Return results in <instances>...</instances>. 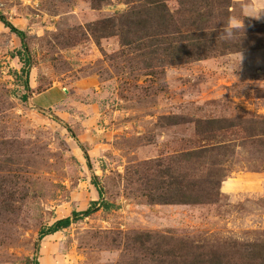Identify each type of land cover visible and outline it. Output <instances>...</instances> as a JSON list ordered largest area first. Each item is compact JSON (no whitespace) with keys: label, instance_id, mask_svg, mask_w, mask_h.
I'll list each match as a JSON object with an SVG mask.
<instances>
[{"label":"rangeland","instance_id":"374dc122","mask_svg":"<svg viewBox=\"0 0 264 264\" xmlns=\"http://www.w3.org/2000/svg\"><path fill=\"white\" fill-rule=\"evenodd\" d=\"M215 1L201 6L227 14L211 22L215 43L244 49L169 64L97 31L124 0H0L24 33L0 23V264H98L103 249L117 264H180L184 245L252 264L251 244L264 246V17L221 39L251 2ZM167 37L161 48L183 39ZM179 186L202 202L166 200Z\"/></svg>","mask_w":264,"mask_h":264},{"label":"trees","instance_id":"16d2710c","mask_svg":"<svg viewBox=\"0 0 264 264\" xmlns=\"http://www.w3.org/2000/svg\"><path fill=\"white\" fill-rule=\"evenodd\" d=\"M91 1L97 6L108 0ZM124 1L127 4H131L129 9L125 13L115 16L113 19H103L98 21L94 24L97 31H107L110 28L113 33H117L119 31L117 34L121 38V43L125 46L137 44L135 46L139 47V49L153 46L149 52L156 53L160 51L169 64L200 60L201 58L206 57L209 52L224 54L226 50L238 52L244 49L243 45L232 44L230 46L226 42H221L222 44L215 43L218 40L220 33L212 30L211 22L221 16H224L227 19V14L219 13L215 15L211 12V10L201 12V6L206 2V0H177L178 8L175 12L170 11L166 3L167 0ZM215 3L217 4L216 8L219 10H222L223 7L225 8L230 6V1L225 5H223L220 0L215 1ZM0 23L11 32L15 33L20 40H24V33L10 23L1 13ZM173 35L179 36L183 39L174 46H171V43L168 44L169 42L166 43L164 48L159 46V43L168 39L167 36L172 38ZM143 38H149L148 42L143 43ZM25 86L29 88L27 81ZM23 99H26V97L24 96ZM195 154H197L196 151L189 152L186 154V157L194 158ZM92 184L95 186L98 195L102 196V189L96 179H94ZM177 188L179 190V198L166 200H171V202H202L200 197H193L191 199L187 198L188 195H186L184 191L186 189L180 186ZM92 205L94 207L96 205L108 209L111 206V203L100 200L92 201L91 206ZM90 211L91 207H89L85 212L81 213L74 211L71 217L56 220L52 225L41 231L40 237L54 234L57 231L68 227L72 221L88 215ZM261 246L263 248H261ZM197 247L198 246L193 248L184 245L183 248L187 249L189 255L187 257H183L179 254L178 256L180 259L182 258L180 260V264H238L237 259L235 257H229L227 253H221L219 250L202 251L197 249ZM248 254L250 257V263L264 264V246L262 244H251V250Z\"/></svg>","mask_w":264,"mask_h":264},{"label":"clouds","instance_id":"9594fccd","mask_svg":"<svg viewBox=\"0 0 264 264\" xmlns=\"http://www.w3.org/2000/svg\"><path fill=\"white\" fill-rule=\"evenodd\" d=\"M245 17L261 19L264 17V3H252L243 6L241 16H229L227 23L223 27L221 39L230 40L237 34L238 30L244 28ZM120 253L114 249H103L98 253V264H117Z\"/></svg>","mask_w":264,"mask_h":264},{"label":"crops","instance_id":"0c3cea01","mask_svg":"<svg viewBox=\"0 0 264 264\" xmlns=\"http://www.w3.org/2000/svg\"><path fill=\"white\" fill-rule=\"evenodd\" d=\"M234 2H240V1H243V0H233ZM247 1H250L251 3L253 2V0H247ZM255 3L256 4H261V3H264V0H255Z\"/></svg>","mask_w":264,"mask_h":264}]
</instances>
